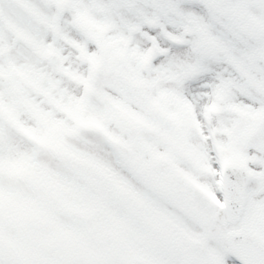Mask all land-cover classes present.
Returning a JSON list of instances; mask_svg holds the SVG:
<instances>
[{"label":"snow or ice","instance_id":"6c2138e0","mask_svg":"<svg viewBox=\"0 0 264 264\" xmlns=\"http://www.w3.org/2000/svg\"><path fill=\"white\" fill-rule=\"evenodd\" d=\"M0 264H264V0H0Z\"/></svg>","mask_w":264,"mask_h":264}]
</instances>
